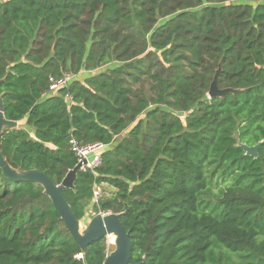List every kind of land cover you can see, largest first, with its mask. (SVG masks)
<instances>
[{"label": "trees", "instance_id": "trees-1", "mask_svg": "<svg viewBox=\"0 0 264 264\" xmlns=\"http://www.w3.org/2000/svg\"><path fill=\"white\" fill-rule=\"evenodd\" d=\"M218 70L235 92L210 98ZM0 97L24 123L0 137L15 171L59 185L71 138L107 145L63 197L78 222L121 216L128 264H264V3L0 0ZM261 141L257 158L238 146ZM108 250L80 249L43 188L0 169V264H103Z\"/></svg>", "mask_w": 264, "mask_h": 264}, {"label": "water", "instance_id": "water-1", "mask_svg": "<svg viewBox=\"0 0 264 264\" xmlns=\"http://www.w3.org/2000/svg\"><path fill=\"white\" fill-rule=\"evenodd\" d=\"M218 74L219 70L216 72L210 84L208 92L210 98L223 97L228 92H235V90L232 89H218ZM3 111V101L0 97V137L5 130L18 127L17 122L8 121L4 118ZM262 144L263 142L261 141L251 147L241 143H238V146L244 150L246 156L257 158L258 149ZM84 164L85 160L77 163V165L65 175L61 183L55 185L47 175L40 171L31 170L21 172L13 170L0 152V169L4 177L15 182H30L40 185L43 188V194L49 198L52 206L60 217V221L80 249H85L92 243L98 242L107 236H114L115 250L106 256L103 264H128L131 257L130 234L125 231L121 224V216L111 213L108 215L96 214L90 219L84 231L80 232V224L63 197V191L65 189L74 188L77 173Z\"/></svg>", "mask_w": 264, "mask_h": 264}, {"label": "built area", "instance_id": "built-area-1", "mask_svg": "<svg viewBox=\"0 0 264 264\" xmlns=\"http://www.w3.org/2000/svg\"><path fill=\"white\" fill-rule=\"evenodd\" d=\"M73 77L70 75H66L60 82L54 83L51 86V91H54L60 86L66 85L68 81H70ZM70 150L74 153L77 158V163L85 160V164L82 165V171H90L94 172L98 167L102 164V154L107 150V145L95 142L86 145L79 144L74 138H71L69 141ZM101 193L99 188L93 189V201L97 203L100 199ZM101 215H108L110 213L100 212ZM82 256L77 255L76 258L80 259Z\"/></svg>", "mask_w": 264, "mask_h": 264}, {"label": "rangeland", "instance_id": "rangeland-1", "mask_svg": "<svg viewBox=\"0 0 264 264\" xmlns=\"http://www.w3.org/2000/svg\"><path fill=\"white\" fill-rule=\"evenodd\" d=\"M239 3L240 4H253V5H256L257 3H264V0H251L250 2L247 1V0H239ZM24 125L23 122H20V123H17V126L18 127H22ZM99 191L101 194H109L111 189L109 187H107L106 185H101L99 187ZM95 214L92 212L91 209L88 210V216L84 222L83 221H79V224H80V232H83L85 227L87 226L88 222L90 221V219L94 216ZM106 245L108 246V252L111 253L112 251L115 250V244H114V241H115V237L114 236H107L106 238ZM108 253V254H109Z\"/></svg>", "mask_w": 264, "mask_h": 264}]
</instances>
